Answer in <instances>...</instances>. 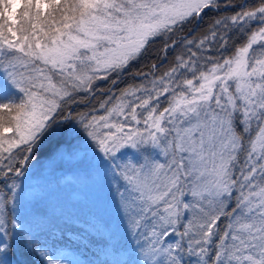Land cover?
<instances>
[{
	"label": "snow or ice",
	"instance_id": "1",
	"mask_svg": "<svg viewBox=\"0 0 264 264\" xmlns=\"http://www.w3.org/2000/svg\"><path fill=\"white\" fill-rule=\"evenodd\" d=\"M0 264H264V0H0Z\"/></svg>",
	"mask_w": 264,
	"mask_h": 264
},
{
	"label": "rangeland",
	"instance_id": "2",
	"mask_svg": "<svg viewBox=\"0 0 264 264\" xmlns=\"http://www.w3.org/2000/svg\"><path fill=\"white\" fill-rule=\"evenodd\" d=\"M43 164L44 161H40L34 165L26 183L34 186L33 190L57 215L62 212L87 213L99 203L102 192L97 186L78 182L70 185L58 183L60 174L42 167Z\"/></svg>",
	"mask_w": 264,
	"mask_h": 264
}]
</instances>
